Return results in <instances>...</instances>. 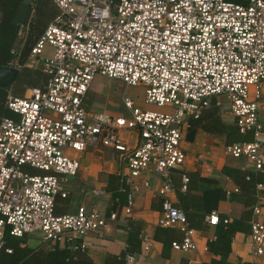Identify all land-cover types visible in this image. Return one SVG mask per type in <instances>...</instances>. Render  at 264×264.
<instances>
[{
	"label": "built area",
	"instance_id": "2783aa9c",
	"mask_svg": "<svg viewBox=\"0 0 264 264\" xmlns=\"http://www.w3.org/2000/svg\"><path fill=\"white\" fill-rule=\"evenodd\" d=\"M52 2L58 14L26 63L21 65L15 48L8 66L41 68L48 81L23 96L9 94L6 106L13 117L0 122V254L8 235H40L85 252L87 236L105 228L107 220H117L116 212L107 218L84 206L73 214L56 212L57 199L68 197L62 182L77 176L79 156L98 146L118 154L125 186L139 190L138 180L148 171L163 180L159 225L179 226L184 233L173 249L196 251V230L169 199L172 173L187 159L183 141L191 121L228 104L240 134L252 140L226 145L225 154L264 172V0ZM26 31L21 26L18 32L21 46ZM98 76L143 86L147 105L169 110H141L127 99L130 117L90 112L84 100ZM129 133L135 134L134 142ZM189 182L183 175L184 191ZM133 206L129 194L124 212L131 216ZM207 222L229 224L216 212ZM250 237L253 258L264 264V209L259 205L253 208ZM149 249L145 240L144 250ZM125 260L136 264L134 254Z\"/></svg>",
	"mask_w": 264,
	"mask_h": 264
},
{
	"label": "crops",
	"instance_id": "0c3cea01",
	"mask_svg": "<svg viewBox=\"0 0 264 264\" xmlns=\"http://www.w3.org/2000/svg\"><path fill=\"white\" fill-rule=\"evenodd\" d=\"M38 1L24 0L19 17L21 26L29 24ZM51 6L57 14L56 6ZM20 47L16 40L15 48ZM34 70L41 71V68ZM137 87L144 90L141 100L132 99L128 94L131 88L136 87L128 86L120 80L98 76L85 97L84 107L94 113L130 117L131 111L125 106V101L129 99L141 110H159L156 106L146 104L145 88ZM9 94L20 96V92L15 93L12 90ZM261 106L264 110V96ZM5 109L7 111L3 115L6 116L1 115L0 122L2 117H13L7 106ZM229 109L226 103L220 107V117L225 123L234 125L235 119ZM188 135L189 130L185 131L183 141L187 159L179 170L172 173L174 191L169 199L186 212L189 227L196 230L194 239L197 250L183 252L173 249L172 243L181 242L184 233L179 226L159 225L163 210L159 190L163 187V180L153 171H148L138 180L139 190L125 186L121 181L118 154L98 146L89 147L79 156L81 168L77 176L62 182L63 191L68 193V197H59L56 202V212L61 215L73 214L81 206L88 210H97L107 218L112 212L118 214L117 220H107L105 228L87 236V249L80 255L97 264H112L114 259L128 253L135 255L136 264H262L252 256L250 223L253 208L259 205L264 209V176L260 177L263 179L262 183L257 182L256 177L251 181L248 177L258 173L252 165L244 158L235 159L225 154L226 136L203 129L196 132L192 141ZM126 136H131L133 142L135 141V134L129 133ZM183 175L190 178L186 191L182 189ZM146 180L150 182L148 188L143 186ZM258 184L262 186L259 187ZM236 189L240 191L237 193ZM95 191H103L104 194L96 195ZM115 193L122 201L125 200L123 193L127 194V201L128 195H133L131 216L124 212L126 205L113 208L116 203ZM208 209L211 213L216 212L221 220L228 219L229 224L238 228L235 233L228 234L227 243L228 227L224 223L218 226L208 224L207 217L211 214L207 212ZM132 230L139 234L141 245L132 250L133 252H128L130 236L134 233ZM24 240L26 243H22V247L38 250L52 249L57 245L61 250L69 249L73 255L80 252L74 251L67 243L44 241L40 235L29 236ZM145 240L150 243L148 251L144 250Z\"/></svg>",
	"mask_w": 264,
	"mask_h": 264
},
{
	"label": "trees",
	"instance_id": "16d2710c",
	"mask_svg": "<svg viewBox=\"0 0 264 264\" xmlns=\"http://www.w3.org/2000/svg\"><path fill=\"white\" fill-rule=\"evenodd\" d=\"M23 3L24 0H0V68L8 67L11 61L16 58V56L12 55V50L15 49L16 40H18V32L21 27L19 17ZM52 4H54L52 0H39L34 7V14L31 21L26 25L25 40L20 49L17 50L21 65L26 63L32 47L50 22L57 16L58 13L55 14L51 6ZM47 81L48 76L42 70H34V68L13 70L10 75L0 80V116H6L3 113L7 111L5 106L10 90L15 93L20 92V96H22L21 94H24L30 87L43 88ZM199 129L226 136V145L252 140L250 134H240L236 123L234 125L225 123L220 117L219 108L216 107L210 108L200 120L191 121V128L188 135L190 141L194 139ZM261 176H264V172H258L248 178L251 181L257 178V182H261L263 181L260 178ZM122 195L125 198L123 201L118 194H114L116 203H114L113 208L117 205H121V207L126 205L127 194L123 193ZM207 212L211 213V210L208 209ZM225 226L229 229L225 241L227 243V239L229 238L228 234L235 233L238 228L231 224ZM24 239L14 238L9 235L6 237L5 249L0 254V264H97L92 259H87L80 255L83 254L81 252L73 255L69 249L61 250L57 245L52 249L41 248L38 250L29 248L28 246L22 247V243H26ZM140 245L141 240L139 234L135 232L133 234L131 233L128 252H133L132 250L138 249ZM7 250H11L12 253L7 252ZM112 264H126L125 254L114 259Z\"/></svg>",
	"mask_w": 264,
	"mask_h": 264
},
{
	"label": "rangeland",
	"instance_id": "374dc122",
	"mask_svg": "<svg viewBox=\"0 0 264 264\" xmlns=\"http://www.w3.org/2000/svg\"><path fill=\"white\" fill-rule=\"evenodd\" d=\"M128 94L132 97V99H143L144 96V90L141 87L131 88V90L128 92ZM160 111H167V109H159ZM185 141V140H184Z\"/></svg>",
	"mask_w": 264,
	"mask_h": 264
},
{
	"label": "water",
	"instance_id": "95a60500",
	"mask_svg": "<svg viewBox=\"0 0 264 264\" xmlns=\"http://www.w3.org/2000/svg\"><path fill=\"white\" fill-rule=\"evenodd\" d=\"M13 69L8 68V67H2L0 68V80L4 79L7 77V75H10L12 73Z\"/></svg>",
	"mask_w": 264,
	"mask_h": 264
}]
</instances>
